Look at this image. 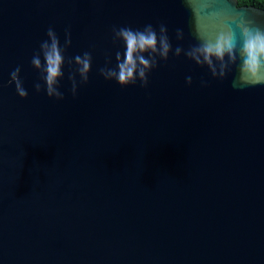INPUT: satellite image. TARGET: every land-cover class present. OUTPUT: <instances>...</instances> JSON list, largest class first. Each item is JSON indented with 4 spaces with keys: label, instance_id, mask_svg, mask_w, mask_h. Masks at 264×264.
Listing matches in <instances>:
<instances>
[{
    "label": "water",
    "instance_id": "1",
    "mask_svg": "<svg viewBox=\"0 0 264 264\" xmlns=\"http://www.w3.org/2000/svg\"><path fill=\"white\" fill-rule=\"evenodd\" d=\"M160 22L197 43L182 0H0V264H264V85L174 56L147 88L97 71L113 26ZM49 27L93 54L75 98L67 67L66 99L33 87ZM18 65L27 98L8 85Z\"/></svg>",
    "mask_w": 264,
    "mask_h": 264
},
{
    "label": "clouds",
    "instance_id": "2",
    "mask_svg": "<svg viewBox=\"0 0 264 264\" xmlns=\"http://www.w3.org/2000/svg\"><path fill=\"white\" fill-rule=\"evenodd\" d=\"M191 14V34L197 41L187 48L180 44L173 46L168 26L146 24L143 28L131 26H113L112 41L116 45L115 64L112 56L106 58L105 64L97 71L106 81H115L122 87L138 83L147 88L149 75L167 62L172 56L185 57L200 68H207L213 79L226 80L234 74L232 86L244 88L264 85V14H253L243 7H237L235 0H182ZM221 5L212 15L208 9ZM235 25V26H233ZM47 39L39 43L31 58L33 68L39 73V80L33 87L37 93H46L50 99H66L61 90V81L65 78V67L69 69L68 80L71 82V94L75 98L82 85L90 82L93 71V54L91 51L70 56L72 33L70 28L64 30V40L53 27L46 32ZM177 41H184L182 28L175 29ZM123 46V51L119 50ZM21 66H16L10 73L8 85H15L21 98L29 93L24 87ZM191 86L193 77H185ZM201 80L202 86H207ZM0 84V87H3Z\"/></svg>",
    "mask_w": 264,
    "mask_h": 264
},
{
    "label": "trees",
    "instance_id": "3",
    "mask_svg": "<svg viewBox=\"0 0 264 264\" xmlns=\"http://www.w3.org/2000/svg\"><path fill=\"white\" fill-rule=\"evenodd\" d=\"M239 6H254L264 9V0H238Z\"/></svg>",
    "mask_w": 264,
    "mask_h": 264
}]
</instances>
